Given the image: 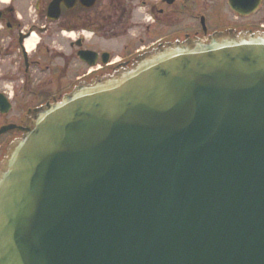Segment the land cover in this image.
<instances>
[{
  "label": "water",
  "instance_id": "obj_1",
  "mask_svg": "<svg viewBox=\"0 0 264 264\" xmlns=\"http://www.w3.org/2000/svg\"><path fill=\"white\" fill-rule=\"evenodd\" d=\"M16 128L0 264H264V31L165 41Z\"/></svg>",
  "mask_w": 264,
  "mask_h": 264
},
{
  "label": "flooded vegetation",
  "instance_id": "obj_2",
  "mask_svg": "<svg viewBox=\"0 0 264 264\" xmlns=\"http://www.w3.org/2000/svg\"><path fill=\"white\" fill-rule=\"evenodd\" d=\"M231 2L0 0V65L8 69L0 74V160L19 136L15 126L31 110L62 98L99 72L131 64L138 54L165 41L227 30L264 31V0H235L245 3L240 6ZM136 14L139 21H134ZM118 37L130 48H97L98 39Z\"/></svg>",
  "mask_w": 264,
  "mask_h": 264
},
{
  "label": "rangeland",
  "instance_id": "obj_3",
  "mask_svg": "<svg viewBox=\"0 0 264 264\" xmlns=\"http://www.w3.org/2000/svg\"><path fill=\"white\" fill-rule=\"evenodd\" d=\"M134 21H139V17L137 14L134 16ZM87 39H90V37H87ZM96 45H97V48H102V49L108 48L109 50L115 51V52L117 51L122 52L125 49L130 48L129 42L123 37H118V38L110 39V40L106 39V41L104 39H101V40L98 39ZM7 71L8 69L5 66L2 67L0 65V74H4V72L7 73Z\"/></svg>",
  "mask_w": 264,
  "mask_h": 264
},
{
  "label": "bare ground",
  "instance_id": "obj_4",
  "mask_svg": "<svg viewBox=\"0 0 264 264\" xmlns=\"http://www.w3.org/2000/svg\"><path fill=\"white\" fill-rule=\"evenodd\" d=\"M29 44H30L31 46H33V44H34V39H31V40L29 41Z\"/></svg>",
  "mask_w": 264,
  "mask_h": 264
}]
</instances>
